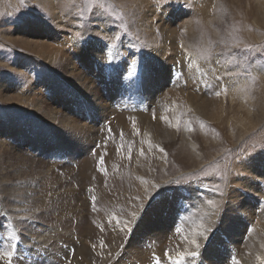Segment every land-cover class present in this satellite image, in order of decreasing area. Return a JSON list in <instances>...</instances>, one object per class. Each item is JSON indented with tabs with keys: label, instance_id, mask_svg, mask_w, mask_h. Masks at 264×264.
I'll list each match as a JSON object with an SVG mask.
<instances>
[{
	"label": "rangeland",
	"instance_id": "rangeland-1",
	"mask_svg": "<svg viewBox=\"0 0 264 264\" xmlns=\"http://www.w3.org/2000/svg\"><path fill=\"white\" fill-rule=\"evenodd\" d=\"M163 68L169 82L148 105L147 73ZM116 113L156 128L130 118L132 133L112 132ZM7 120L19 126L11 137ZM0 139L4 264H202L208 247L189 255L186 226L167 215L186 207L208 222L189 202L204 192L217 225L250 238L257 220L239 209L264 203V0H0ZM238 240L211 246L221 264H242Z\"/></svg>",
	"mask_w": 264,
	"mask_h": 264
},
{
	"label": "bare ground",
	"instance_id": "bare-ground-1",
	"mask_svg": "<svg viewBox=\"0 0 264 264\" xmlns=\"http://www.w3.org/2000/svg\"><path fill=\"white\" fill-rule=\"evenodd\" d=\"M116 34V33H115ZM38 34H35L34 36H36ZM111 36H113L111 34ZM94 39V38H93ZM91 40V39H89ZM37 42H40L41 40H36ZM85 41V40H84ZM95 41H98L97 39ZM88 42V41H87ZM86 42V43H87ZM74 43V42H73ZM95 43V42H94ZM92 43L91 45V48H94L95 47V44ZM99 42H96V44H99ZM79 44V43H78ZM81 44H79L80 46ZM100 45V44H99ZM98 45V46H99ZM64 47V46H63ZM102 49V48H101ZM109 50L110 49H107L106 52L104 53V60H105V66H109L111 65V54L109 53ZM125 50V49H124ZM64 51V50H63ZM96 51V50H95ZM60 52V51H59ZM66 52V51H65ZM64 52V53H65ZM112 52H113V49H112ZM64 53H61V56L64 55ZM114 53V52H113ZM147 53V52H146ZM100 54V52H99ZM52 55V54H51ZM96 55V54H95ZM149 55V59L152 60V62H158L160 64H163V63H167V59L165 58V56L161 53L160 55H156L155 53H153V51H151L150 53H148ZM103 55L101 57H104ZM147 56V55H146ZM92 57V56H91ZM94 57V56H93ZM148 57V56H147ZM97 58V57H96ZM53 55L51 56V58L46 62L47 64H49L48 62H52L53 60ZM98 59H100L98 57ZM116 59L118 60V58L116 57ZM114 59V60H116ZM123 58H121L122 60ZM130 59V58H129ZM133 59V58H132ZM131 59V61H132ZM113 60V59H112ZM113 60V61H114ZM95 61V60H94ZM102 61V58L101 60ZM134 61V60H133ZM82 62L87 65V67L90 65V61H89V58L85 57ZM97 62V61H96ZM116 62V61H115ZM120 62V60H119ZM126 62V61H125ZM128 62V61H127ZM98 63V62H97ZM117 63V62H116ZM129 63V62H128ZM127 63V64H128ZM99 64V63H98ZM97 64V65H98ZM118 64V63H117ZM124 64V63H123ZM133 64V63H131ZM96 65V64H94ZM34 67V66H33ZM69 69H68V75L69 76H73L74 73H73V68L70 67V65L67 66ZM48 68V67H47ZM99 68V66H98ZM129 68V67H128ZM46 69V68H45ZM44 69V70H45ZM88 69H91L90 67ZM88 69H86V71L88 72ZM117 69V68H116ZM120 69V68H119ZM127 69V68H126ZM94 70V69H93ZM111 70V69H110ZM121 70V69H120ZM170 70V69H169ZM37 71V70H36ZM47 71V69H46ZM107 70L104 69L103 72H106ZM117 71V70H116ZM149 71V70H148ZM153 71V74L151 72H148L147 73V76H146V88H143L142 89V92L144 94V96L146 97L147 101H148V105L150 104V95H153L154 94V91L157 90L159 88V85L161 82H164V81H167L169 82L168 80V77L165 76V69H157V70H152ZM91 72V71H90ZM99 72V71H98ZM102 72V73H103ZM134 72V70H133ZM140 72V71H139ZM139 72H134V73H139ZM126 73V72H125ZM92 74V73H90ZM94 74V73H93ZM99 74V73H98ZM102 75V74H101ZM106 75V74H105ZM134 75V74H133ZM146 75V73H145ZM95 77V83L96 80H97V76L93 75ZM75 77H78V75H76ZM103 77V75H102ZM109 77H112L111 75H109ZM130 77V76H129ZM100 78V77H99ZM104 78V77H103ZM128 78V77H127ZM136 78V77H135ZM118 79V78H116ZM122 79V78H121ZM129 79V78H128ZM144 80V79H143ZM120 81V80H119ZM63 82V81H62ZM105 82V81H104ZM122 82V81H121ZM136 82H138L136 80ZM44 85H45V82H44ZM103 85V83H102ZM113 85V84H112ZM111 85V86H112ZM136 85V84H135ZM141 85V84H140ZM76 86V85H75ZM98 86V85H97ZM82 92H84L83 94L85 95H90V93H88V90L86 88H82L81 87ZM139 89V88H138ZM44 90H46V87H44ZM126 90V89H125ZM149 91V92H148ZM179 91L181 92H184L183 90L179 89ZM81 93V92H80ZM108 93L110 94V97H112L113 95H116L117 92L116 90L114 91V88L108 90ZM125 93V92H124ZM141 94V93H140ZM182 96H186V93H181ZM117 96V95H116ZM109 97V98H110ZM144 97V98H145ZM3 98V97H2ZM93 100H97L96 98H93L91 97ZM62 99V98H61ZM186 106L190 107V108H193V101L191 99V97H189V95L187 96L186 98ZM7 100H10L9 98H7ZM9 102V101H8ZM130 102V101H129ZM146 102V101H145ZM62 103V102H61ZM66 103V102H65ZM94 104V103H93ZM98 104V103H97ZM126 104V103H125ZM96 105V104H95ZM88 108V107H87ZM70 109V108H69ZM91 109V108H90ZM140 109V108H139ZM143 109V108H142ZM68 110V109H67ZM97 111V109H95ZM120 110V109H119ZM93 111V110H92ZM36 113H39L40 111L36 110L35 111ZM42 114H44V111H41ZM97 113V112H96ZM6 114V113H5ZM10 114V113H9ZM9 116V115H8ZM11 116V115H10ZM96 116V115H95ZM128 116V115H127ZM127 116H125L123 113H116L114 114V116H112L114 118V121L115 122V125L114 128L112 129V132H114L115 130L118 131V129L120 128L121 126V129H122V132L123 131H127L130 127V131L132 133L133 130H135L134 126H130V125H127L128 123L126 122H130V118L134 119V120H137L139 123H138V127L141 128V130L143 129V131H145V133H147L148 129L149 128H156V125L155 124H150L147 123V119H146V116H145V113L143 115H141V113L139 114H134V116L130 115L131 117H128L127 119ZM96 118V117H95ZM10 120V119H9ZM5 121V120H4ZM94 121V120H93ZM132 121V120H131ZM90 122V121H89ZM95 122V121H94ZM7 125H6V131H8V135H10L9 137H11L12 135H14L15 133H17V129H18V122H15V121H8L7 120ZM5 123V124H6ZM133 123V122H131ZM63 127V126H62ZM155 130V129H154ZM112 132H110L112 134ZM3 141H1L0 139V149L2 148V146L4 145V143H2ZM60 151V150H59ZM159 151V150H158ZM262 162L261 161H255V162H252L250 163V165H253V166H256V165H261ZM91 165L92 163L90 161H84V178L87 176H92V169H91ZM93 166V165H92ZM138 167V166H137ZM94 168V167H93ZM95 169V168H94ZM151 169V168H150ZM252 178H247L244 180V184H246L249 180H251ZM145 179H140L139 182H142L144 181ZM246 187H248L247 185H244ZM178 192V191H177ZM185 196V195H184ZM189 198V197H188ZM209 197H206L205 193L203 192L202 193V196L200 198L198 197H191L189 202H194V201H197V203L199 204H202L203 207L206 208L207 210V219H209V221H205L203 218L201 220H192L191 218H194L193 215L190 214V212H188L189 208H186L185 206V209L184 208H181V209H178L179 211H176L175 213V217H170L171 214L167 215V217L171 219H174L173 220V225L174 223H177L179 221L182 220V223L186 226L185 228V237H183V240L181 242V244H183L181 247L182 249L185 248L187 251L189 252H195L197 251L200 246L202 247L203 245L204 246H207V253H205L204 251V256L201 257V261L202 264H221L223 262V260L221 259L222 255H223V252H218V251H215L212 249L211 246L214 247V245H216V241L218 242L219 245H222L223 244V241L224 242H227V244L229 245V248L230 250H233V247L231 246L232 245V242H233V239L236 237L237 239H240L238 240L239 243H243L245 245V250L246 251H240V253L242 252L243 254H240L239 253V256H240V261L242 264H250V258H253V259H256V264H264V203H259L258 200L257 202L255 201H251L250 203H247V205L245 207H243L242 209H239V214H240V217L242 219H245L247 220V222L249 221L248 217H254L256 218L257 222L255 225H253V227L250 228V231H249V234L252 235V236H248L250 238H245V237H241V235L243 234L245 228H241V226L239 227V229H235V227L231 226L232 227V230L230 231L231 227H225V225H221V224H218V219L216 218V214L213 210L212 207L208 206L207 205V200H208ZM178 199V198H177ZM176 199V200H177ZM186 202V201H185ZM187 203V202H186ZM179 205V204H178ZM189 205V204H188ZM198 205V204H197ZM180 207V206H179ZM205 210V211H206ZM144 213V212H143ZM194 215H196L194 213ZM197 216V215H196ZM166 217V216H165ZM170 220L168 222H170ZM195 221V222H193ZM167 222V223H168ZM227 223V222H226ZM231 223H241L243 224L242 222H237V221H229V223L227 224H231ZM171 224V222H170ZM207 225H210V226H213V225H216L218 227V231L216 234H212V232L210 231V229H208ZM221 225V226H219ZM245 225V224H244ZM177 226V225H176ZM163 228V227H162ZM177 228V232H178V236H180L181 234V231L179 229V227H176ZM159 229V227H158ZM166 229V228H164ZM184 229V228H183ZM158 231V230H157ZM42 232V231H41ZM1 233V232H0ZM167 233V232H166ZM41 234V233H40ZM163 235H165V231H163ZM2 236V234H1ZM44 236H46L44 234ZM221 236V238H220ZM254 236H257L258 238H261V242L259 244H256V241H255V238ZM5 239V238H4ZM177 239V238H175ZM6 240H8L6 238ZM180 240V239H178ZM9 241V240H8ZM193 241H195V244H193ZM93 242V241H92ZM86 243V242H85ZM95 243V242H94ZM93 244V243H92ZM44 245V244H43ZM91 245V244H90ZM197 245H199V247H197ZM225 243L224 245L222 246V250H224V247H225ZM93 247V245H91ZM179 246V245H178ZM15 247L16 249V246L12 245L11 244V248L12 250H14L13 248ZM21 247V246H20ZM41 248V247H40ZM173 248V247H172ZM179 248V247H178ZM177 248V249H178ZM169 249V247H168ZM11 250V251H12ZM170 250V249H169ZM180 250V249H179ZM203 250V249H202ZM226 250V249H225ZM0 251H1V248H0ZM18 251H19V248H18ZM41 252V251H40ZM237 252V251H236ZM80 253V252H79ZM169 253V252H168ZM178 253V252H176ZM180 253H181V250H180ZM199 253V252H198ZM227 253V252H226ZM17 254V253H16ZM32 254V253H31ZM46 254V252H45ZM19 255V254H18ZM161 255V254H160ZM235 256H237V254H234ZM233 255V256H234ZM20 256H23V255H20ZM41 256V255H40ZM76 256V255H75ZM162 256H163V253H162ZM166 256V255H165ZM164 256V257H165ZM179 256V255H178ZM167 257V256H166ZM169 257V256H168ZM167 257V258H168ZM179 257H182V256H179ZM191 257V256H190ZM1 258V256H0ZM184 258V254H183V257ZM198 258V256H197ZM225 258V257H224ZM190 259V258H189ZM193 259V258H192ZM196 259V257H195ZM200 259V257H199ZM4 260H5V257H4ZM169 260V258H168ZM182 260V259H181ZM21 261V260H20ZM167 261V260H165ZM178 261V260H177ZM176 261V262H177ZM189 261V260H188ZM192 261V260H190ZM24 262V261H23ZM193 262V261H192ZM25 264L27 262H24ZM195 263V262H193ZM0 264H4L3 261L0 260ZM168 264V263H166Z\"/></svg>",
	"mask_w": 264,
	"mask_h": 264
},
{
	"label": "snow or ice",
	"instance_id": "snow-or-ice-1",
	"mask_svg": "<svg viewBox=\"0 0 264 264\" xmlns=\"http://www.w3.org/2000/svg\"><path fill=\"white\" fill-rule=\"evenodd\" d=\"M141 154H142V153H141ZM193 244H195V241H193ZM197 247H199V245H197ZM189 255L194 256V255H196V253H195V252H192V253H189ZM236 264H238V262H236Z\"/></svg>",
	"mask_w": 264,
	"mask_h": 264
}]
</instances>
